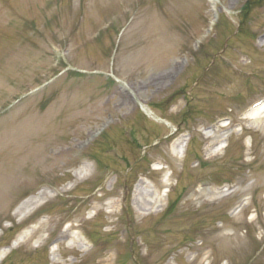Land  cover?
I'll list each match as a JSON object with an SVG mask.
<instances>
[{
  "label": "rangeland",
  "instance_id": "obj_1",
  "mask_svg": "<svg viewBox=\"0 0 264 264\" xmlns=\"http://www.w3.org/2000/svg\"><path fill=\"white\" fill-rule=\"evenodd\" d=\"M263 96L264 0H0V264H264Z\"/></svg>",
  "mask_w": 264,
  "mask_h": 264
},
{
  "label": "bare ground",
  "instance_id": "obj_2",
  "mask_svg": "<svg viewBox=\"0 0 264 264\" xmlns=\"http://www.w3.org/2000/svg\"><path fill=\"white\" fill-rule=\"evenodd\" d=\"M175 69L178 68V66H173ZM144 107V106H143ZM144 110L148 111L145 107H144ZM264 110V106H261L260 108H257L255 109V111H252L250 114H249V117L253 118L255 117V119H260L262 118V114H263V111ZM149 113V111H148ZM150 114V113H149ZM152 115V114H151ZM45 196H47V193L45 191L43 192H40L37 196H34V197H31L27 200H25L18 208L19 211L23 210V209H27L28 210H31L34 206H36L39 202L38 200L39 199H42V198H45ZM65 236H67V233L66 232H63L60 236V239L61 240L62 238H64ZM18 243V240L17 241H14L12 243V246L16 245ZM3 254V253H2ZM3 258V255L0 256V261L2 260Z\"/></svg>",
  "mask_w": 264,
  "mask_h": 264
}]
</instances>
